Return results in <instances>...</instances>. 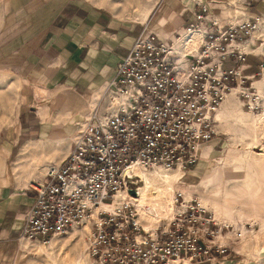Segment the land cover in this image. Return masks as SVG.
<instances>
[{
    "label": "built area",
    "instance_id": "1",
    "mask_svg": "<svg viewBox=\"0 0 264 264\" xmlns=\"http://www.w3.org/2000/svg\"><path fill=\"white\" fill-rule=\"evenodd\" d=\"M190 17L162 36L140 30L81 119L67 152L45 165L16 237L46 244L82 230L87 264H199L226 258L224 225L174 195L169 221L145 230L130 196L135 168L184 169L214 135V113L248 77L264 0H187ZM196 34V37H193ZM81 123L83 125H81ZM124 194L115 200L116 194ZM132 192V194L130 193ZM193 202V203H192ZM86 228V229H85Z\"/></svg>",
    "mask_w": 264,
    "mask_h": 264
},
{
    "label": "rangeland",
    "instance_id": "2",
    "mask_svg": "<svg viewBox=\"0 0 264 264\" xmlns=\"http://www.w3.org/2000/svg\"><path fill=\"white\" fill-rule=\"evenodd\" d=\"M83 1L105 8L118 19L138 23L140 30L152 31L161 37L179 30L184 17V12L181 11L184 0H170L175 1V8L169 5L167 9L164 5L166 0ZM2 13L0 9V16ZM1 30L5 29L0 28ZM3 31L0 35L5 34ZM254 35L252 53L247 56V66L243 71L248 77L239 85L246 88L247 93L240 94V90L236 89L224 101L219 121L214 120V135L204 143L210 144L202 152L204 154L208 151V154L199 155L192 166L185 167L183 170L188 175L179 180L169 178L165 183L149 179L154 185L168 188L170 197L177 188L190 190V199L199 204L200 197L207 205L204 209L211 214L215 223L218 226L225 223L222 235L225 237L223 244L226 247V258L238 264H264V31H258ZM4 64L5 59H0V153L7 150V156H0V190L29 189V184L42 179V166L57 163L67 152L78 130L75 126L71 128L72 134L67 143L62 141L58 145L56 140L52 141L53 146L59 148L58 151L52 150L51 144H46L47 156L44 155L41 159L36 155L24 154L22 149L27 146L21 147L23 143L62 136V130L70 123V120L60 115L61 107L53 104L43 116V122L48 123L47 126L41 125L38 111L48 105L47 99L43 98H47L48 94L55 97L56 93L64 97L71 93L78 95L79 91L65 83H51L53 81L49 71L42 72L35 79L27 77V73L20 67ZM36 88L44 89L46 93L39 94ZM53 120L58 122L54 123ZM74 123L75 121H71L70 124ZM241 157L245 158L242 163L247 170L243 165L238 166ZM198 163L204 165L205 174L196 169ZM219 168L234 170L226 177L225 182L234 181L224 186V181L214 183L216 170ZM238 180L243 182V188L239 191ZM220 189L231 195L233 201L223 203L218 196ZM175 193L174 195H182L180 191ZM177 201L175 206L179 203V198ZM212 211L219 219L214 217ZM229 221L236 227L230 225L232 223ZM237 227L243 228L245 239L241 243ZM15 243L18 252L20 247L16 238ZM28 246L30 247L23 246L27 250L18 252L14 261H0V264H87L85 244L77 231L57 236L48 244Z\"/></svg>",
    "mask_w": 264,
    "mask_h": 264
},
{
    "label": "crops",
    "instance_id": "3",
    "mask_svg": "<svg viewBox=\"0 0 264 264\" xmlns=\"http://www.w3.org/2000/svg\"><path fill=\"white\" fill-rule=\"evenodd\" d=\"M174 2L166 0V9L169 5L175 8ZM187 4L188 1L184 0L183 7ZM0 9L3 12L0 16V28L5 29L0 31L5 32L0 35V59H5L4 65L20 67L27 73V77L35 79L42 72L49 71L53 81L51 83H65L79 91L78 95L71 93L66 97L59 93H56L55 97L52 94L46 95L47 98L43 99H47V108L43 107L38 111L43 126L48 124L43 122V116L53 104L61 107L60 115L70 120V123L80 120L98 99L104 90L103 83L113 74L115 63L127 52L131 41L140 31L138 23L118 19L105 8L83 0H2ZM189 17V13L184 12L181 24L183 25ZM36 90L42 95L46 93L44 89ZM70 123L62 130V136L26 141L21 145L27 146L22 149L23 153L36 155L41 159L47 156L46 144H51V149L58 151L59 148H55L52 141L56 140L58 145L62 144V141L67 143L72 134L71 128L75 126L77 129L75 124ZM203 150L199 152L200 156ZM2 155L7 156V150L4 149L3 153H0V156ZM238 183L240 187L235 188L239 191L243 188V182L238 180ZM33 195L31 189L0 190L2 262L14 261L18 252L27 250L23 245H19L20 250L17 252L15 238ZM219 198L223 202L222 197ZM199 264L238 263L227 258H217L212 263Z\"/></svg>",
    "mask_w": 264,
    "mask_h": 264
},
{
    "label": "bare ground",
    "instance_id": "4",
    "mask_svg": "<svg viewBox=\"0 0 264 264\" xmlns=\"http://www.w3.org/2000/svg\"><path fill=\"white\" fill-rule=\"evenodd\" d=\"M193 37H196V34H193ZM103 91L100 93L99 97L101 96ZM232 94H234V91H231L225 97V99L221 102L220 106L218 107V109L214 113V120L215 121L216 120L219 121V114L221 112L222 105H223L224 101L227 99V97L232 95ZM99 97H98V99H99ZM81 125H83V124L81 123ZM78 130H79V128H78ZM75 135H76V133L74 134V136ZM209 145L210 144H204V143L202 145H200L197 149L198 154L201 150L207 148V146H209ZM206 154H208V151H206L203 155L205 156ZM244 160H245V158L243 159V157H241L240 163H238V166L243 165L245 167V169L247 170V167L244 165V163H242ZM41 168L43 171L44 166H42ZM196 169L204 172V174L206 173L205 169H204V165L202 163H199L198 166L196 167ZM232 171H234V170L228 171L227 169L219 168V170H216V174H215L216 179H215L214 183H216L217 181H219V182L224 181L225 182L226 177L230 176V173ZM135 173H136V176L138 177L137 182H136L137 183V190H136L135 196L134 195L130 196V201L135 206V209H136V212L138 215L137 220L139 221L140 225L145 230L153 229L160 221H165V222L169 221L172 214L176 210V207H175L174 202H173L174 194H176L175 192L180 191L182 193V197L186 201H188L190 199V190H183L181 188H177L176 190H174L172 192V196L170 197L168 194V188L161 187V185H159V186H157L156 184L154 185L150 181V180H153V181L159 180V181H165V183H166V180L169 178L174 179V180L175 179L179 180L181 177H185V175H188V173L183 169L174 168V169H171L169 171H165V170L157 169V168H155L153 170H142L140 168H135ZM175 173H177V174H175ZM167 182H168V180H167ZM218 191H219L218 196L222 197L223 203L228 202L229 200H233V197L231 195L224 193L222 189H220ZM246 193H248V192H246ZM123 196H124V194L122 192H120V193L116 194L115 200L119 201V200H121V198H123ZM170 200H171V202H170ZM199 202L203 207H207V205H205L206 203L203 200H201L200 197H199ZM212 213L214 214L215 218L219 219V217L216 216V214L213 211H212ZM219 222H220V220H219ZM229 222H231V221H229ZM230 225L236 227V225L233 223ZM237 229H239V228L237 227ZM75 231H77V233H80V235L82 236V239H83V237L85 235L84 232L82 230H74L72 232H75ZM69 232H67L66 234H68ZM239 232H240L239 233L240 234V242L239 243H241L242 239L243 240L245 239L243 228L239 229ZM54 238H51L46 244L50 243V241ZM224 241H225V237L220 234L218 236V242L223 244ZM29 244H35V245L39 246V244H42V243L38 242V241L21 240L18 245H23L24 247L29 248L30 246H32V245L28 246Z\"/></svg>",
    "mask_w": 264,
    "mask_h": 264
},
{
    "label": "water",
    "instance_id": "5",
    "mask_svg": "<svg viewBox=\"0 0 264 264\" xmlns=\"http://www.w3.org/2000/svg\"><path fill=\"white\" fill-rule=\"evenodd\" d=\"M132 194V192H130Z\"/></svg>",
    "mask_w": 264,
    "mask_h": 264
}]
</instances>
